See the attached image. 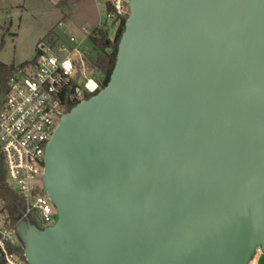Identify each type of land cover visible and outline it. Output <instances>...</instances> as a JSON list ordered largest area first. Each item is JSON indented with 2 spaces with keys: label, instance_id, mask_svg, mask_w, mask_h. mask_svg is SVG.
<instances>
[{
  "label": "water",
  "instance_id": "water-1",
  "mask_svg": "<svg viewBox=\"0 0 264 264\" xmlns=\"http://www.w3.org/2000/svg\"><path fill=\"white\" fill-rule=\"evenodd\" d=\"M109 82L60 120L58 219L28 264H249L264 253V0H129Z\"/></svg>",
  "mask_w": 264,
  "mask_h": 264
},
{
  "label": "built area",
  "instance_id": "built-area-1",
  "mask_svg": "<svg viewBox=\"0 0 264 264\" xmlns=\"http://www.w3.org/2000/svg\"><path fill=\"white\" fill-rule=\"evenodd\" d=\"M128 3L105 0L106 20L99 26L120 24L129 14ZM92 32L86 28L81 39L71 36L69 43H38L32 60L14 65L7 93L0 94V147L7 183L23 202L18 223L27 221L44 229L58 219L44 188L46 147L68 113L67 100L77 104L103 88L85 50ZM17 224L0 199V264H28L20 254L24 247Z\"/></svg>",
  "mask_w": 264,
  "mask_h": 264
},
{
  "label": "rangeland",
  "instance_id": "rangeland-1",
  "mask_svg": "<svg viewBox=\"0 0 264 264\" xmlns=\"http://www.w3.org/2000/svg\"><path fill=\"white\" fill-rule=\"evenodd\" d=\"M105 20V0H0V63L19 65L32 60L38 43H69L71 36L79 40L86 28H108L114 39L120 24L100 27ZM87 44L90 58L94 44ZM249 264H264V253L258 250Z\"/></svg>",
  "mask_w": 264,
  "mask_h": 264
},
{
  "label": "trees",
  "instance_id": "trees-1",
  "mask_svg": "<svg viewBox=\"0 0 264 264\" xmlns=\"http://www.w3.org/2000/svg\"><path fill=\"white\" fill-rule=\"evenodd\" d=\"M129 14H127L121 21L117 29L114 39L109 37L108 28L95 27L93 29L91 40L94 44L93 55L90 56L89 61L95 70L96 77L100 80L102 87L109 82L111 73L114 69L117 60L118 43L124 31L125 21ZM14 69V65H7L0 63V94H6L8 90V81ZM92 95L88 94L87 98ZM76 105L75 101L67 100V111L69 112ZM6 167L3 160L0 147V199L4 202L6 209L9 212L10 218L14 224L19 221V215L23 208V202L19 198L16 191L7 183ZM20 254L26 261L23 249ZM27 262V261H26Z\"/></svg>",
  "mask_w": 264,
  "mask_h": 264
},
{
  "label": "crops",
  "instance_id": "crops-1",
  "mask_svg": "<svg viewBox=\"0 0 264 264\" xmlns=\"http://www.w3.org/2000/svg\"><path fill=\"white\" fill-rule=\"evenodd\" d=\"M96 26V25H95ZM95 26H93V27H95ZM3 64H5L4 62H2ZM8 65V64H7Z\"/></svg>",
  "mask_w": 264,
  "mask_h": 264
}]
</instances>
